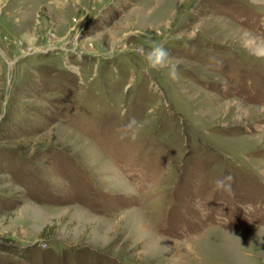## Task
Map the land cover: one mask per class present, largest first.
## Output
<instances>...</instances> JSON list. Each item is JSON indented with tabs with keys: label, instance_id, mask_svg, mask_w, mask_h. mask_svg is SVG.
I'll return each instance as SVG.
<instances>
[{
	"label": "rangeland",
	"instance_id": "rangeland-1",
	"mask_svg": "<svg viewBox=\"0 0 264 264\" xmlns=\"http://www.w3.org/2000/svg\"><path fill=\"white\" fill-rule=\"evenodd\" d=\"M259 40L264 0H0V264H264Z\"/></svg>",
	"mask_w": 264,
	"mask_h": 264
},
{
	"label": "bare ground",
	"instance_id": "bare-ground-1",
	"mask_svg": "<svg viewBox=\"0 0 264 264\" xmlns=\"http://www.w3.org/2000/svg\"><path fill=\"white\" fill-rule=\"evenodd\" d=\"M259 43H260V45L256 48V50L259 52H264V42L260 41ZM160 238H162V237H160Z\"/></svg>",
	"mask_w": 264,
	"mask_h": 264
},
{
	"label": "clouds",
	"instance_id": "clouds-1",
	"mask_svg": "<svg viewBox=\"0 0 264 264\" xmlns=\"http://www.w3.org/2000/svg\"><path fill=\"white\" fill-rule=\"evenodd\" d=\"M161 54H163V53H161Z\"/></svg>",
	"mask_w": 264,
	"mask_h": 264
}]
</instances>
